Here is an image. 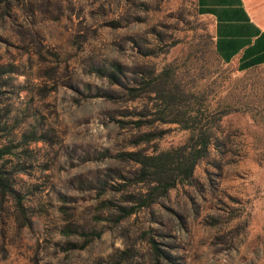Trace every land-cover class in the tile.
I'll return each mask as SVG.
<instances>
[{"label": "rangeland", "instance_id": "rangeland-1", "mask_svg": "<svg viewBox=\"0 0 264 264\" xmlns=\"http://www.w3.org/2000/svg\"><path fill=\"white\" fill-rule=\"evenodd\" d=\"M157 75L264 104V64L222 62L195 0H0V264H264V117L222 116L160 195L125 156L189 133L155 119Z\"/></svg>", "mask_w": 264, "mask_h": 264}, {"label": "trees", "instance_id": "trees-1", "mask_svg": "<svg viewBox=\"0 0 264 264\" xmlns=\"http://www.w3.org/2000/svg\"><path fill=\"white\" fill-rule=\"evenodd\" d=\"M213 51L217 56L214 48ZM110 76L115 77L114 72H111ZM159 76L157 75L147 82V85L152 87L154 97L160 102L162 109V111L159 110L155 119L161 122L177 123L180 128L187 129L189 133L185 141L177 146L151 154L129 151L125 153V156L138 164V181L149 180L153 183V191L163 195L176 184L190 181L194 166L199 159L207 154L210 146L218 149L224 145L223 140L213 136V130L217 127L222 116L231 111L243 109L249 111L252 118L255 116L263 118L264 104L262 100H251L250 103L247 100L244 101L243 106H240L241 104L237 105L234 100L224 99L223 103L213 105V102L204 97L203 91L197 88L192 89L189 86L188 82L191 83L193 77L182 83L175 79L171 80V78L167 83H160V88L157 90L154 87V82L158 81ZM137 123L139 125L141 122L137 121ZM140 136L155 135L154 133H144ZM5 151V149H1L0 155ZM4 180V177L0 175V186L3 191H5ZM132 211L133 208H129L127 213ZM153 249L157 255L156 246L153 245Z\"/></svg>", "mask_w": 264, "mask_h": 264}, {"label": "crops", "instance_id": "crops-1", "mask_svg": "<svg viewBox=\"0 0 264 264\" xmlns=\"http://www.w3.org/2000/svg\"><path fill=\"white\" fill-rule=\"evenodd\" d=\"M218 58L236 69L264 64V0H195Z\"/></svg>", "mask_w": 264, "mask_h": 264}]
</instances>
